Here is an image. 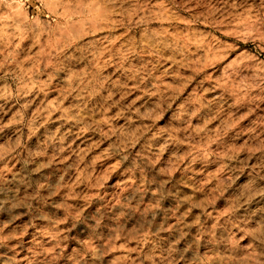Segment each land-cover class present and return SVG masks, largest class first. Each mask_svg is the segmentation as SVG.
<instances>
[{
	"label": "rangeland",
	"instance_id": "rangeland-1",
	"mask_svg": "<svg viewBox=\"0 0 264 264\" xmlns=\"http://www.w3.org/2000/svg\"><path fill=\"white\" fill-rule=\"evenodd\" d=\"M260 2L0 5V264H84L101 244L124 264L125 229L146 264H264V219L233 212L264 191Z\"/></svg>",
	"mask_w": 264,
	"mask_h": 264
},
{
	"label": "clouds",
	"instance_id": "clouds-1",
	"mask_svg": "<svg viewBox=\"0 0 264 264\" xmlns=\"http://www.w3.org/2000/svg\"><path fill=\"white\" fill-rule=\"evenodd\" d=\"M111 3H115L116 0H110ZM0 5L11 7L10 0H0ZM251 15H260L261 17H264V0H261L260 5H258L255 9L251 10ZM3 98V97H0ZM15 151V150H14ZM10 158H14L13 154L11 152L5 154L3 152H0V163H3L5 161H8ZM25 166H28L30 164L29 160L22 162ZM0 195H3V193H0ZM264 197V191L258 192L257 195H254L250 199L246 201L248 207H245L244 205H240L239 207L235 208L233 212H241L244 213H256L257 216L260 219H264V216H261V213H264V208L256 207L253 208L254 203L258 204H264V199H261ZM137 198V194L130 193L129 200L126 202H131ZM123 207V206H121ZM3 208L0 207V211H2ZM94 209L92 212L89 213V215H94ZM103 221L100 222L99 225H95L96 230L98 231L100 226L103 225ZM92 225H83V227L88 228ZM76 227H81L80 222H77ZM248 236L252 238V240L259 244H264V229H261L259 232H254L252 230L248 231ZM62 237V234H61ZM247 240V237L245 238ZM111 241L114 243H118L123 241L124 247L121 249L122 257L124 260V264H146L145 260L141 256H133V253L142 245L147 244L146 237L141 236V238L137 239L135 234L129 233L126 229L123 231H111ZM60 238L53 239L52 243H59ZM9 243L8 240H4L3 238H0V246H6ZM239 243V242H238ZM135 245V247H133ZM111 256L110 253L107 252L106 248L101 244L99 246L92 247L90 249L86 250V260L84 261V264H115V258L109 259ZM0 259H7L6 257H0ZM8 264H20L19 261H9ZM147 264H152V261H147Z\"/></svg>",
	"mask_w": 264,
	"mask_h": 264
},
{
	"label": "bare ground",
	"instance_id": "bare-ground-1",
	"mask_svg": "<svg viewBox=\"0 0 264 264\" xmlns=\"http://www.w3.org/2000/svg\"><path fill=\"white\" fill-rule=\"evenodd\" d=\"M42 90H40V88L37 86L36 88L34 87V88H32V89H30V90H26V91H23L22 93H21V96L23 97V98H27V99H33V98H36L37 97V95H39L40 94V92H41ZM3 94H1L0 93V97H3V98H0V104L1 105H3V104H7L8 103V101H7V96L6 97H4V96H2ZM81 98V97H80ZM30 101H32V100H30ZM44 105V109H45V111H47V116L48 117H50V118H53V120H57V119H60V120H62L63 121V124L66 126V125H68V120H66V111H65V114H64V111L62 110H60L59 109V107L58 106H56V105H53V104H50V103H47V102H45V103H43ZM67 116H68V114H67ZM68 119H69V116L67 117ZM72 119V118H71ZM59 121V120H58ZM74 122V121H73ZM72 122V123H73ZM71 123V124H72ZM70 124V123H69ZM75 124V123H74ZM70 126V125H69ZM65 128V127H64ZM9 129V128H8ZM10 131V130H9ZM56 131V130H55ZM54 131V132H55ZM2 130H0V139L2 138L1 136L3 135L2 134ZM54 132H52V133H54ZM51 133V134H52ZM58 133V132H57ZM56 135V134H55ZM53 138H54V140L53 141H57V142H60L61 141V138L58 136V134L54 137V135H53ZM52 138V139H53ZM55 143V144H58V143ZM62 142V141H61ZM63 143V142H62ZM60 145V144H59ZM3 186V185H2ZM0 193H2V188H0ZM5 193V192H4ZM8 195V194H7ZM9 199V198H8ZM9 201V200H8ZM7 201V196L5 197V195L3 194V195H0V207H2V206H4V204L5 203H7L8 202Z\"/></svg>",
	"mask_w": 264,
	"mask_h": 264
}]
</instances>
